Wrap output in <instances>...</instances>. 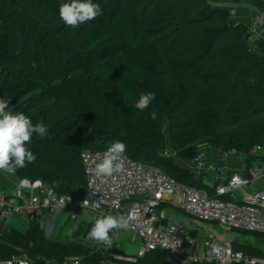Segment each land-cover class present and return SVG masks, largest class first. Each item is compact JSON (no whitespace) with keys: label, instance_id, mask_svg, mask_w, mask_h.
<instances>
[{"label":"trees","instance_id":"1","mask_svg":"<svg viewBox=\"0 0 264 264\" xmlns=\"http://www.w3.org/2000/svg\"><path fill=\"white\" fill-rule=\"evenodd\" d=\"M60 2L0 0V98L48 128L46 137L31 138L36 159L14 171L18 178L82 198L81 152L119 140L129 158L205 188L202 175L166 152L191 159L206 146L246 156L253 145L264 148V41L231 24L227 9L208 0H96L102 14L71 27L59 17ZM144 92L154 99L140 112L132 105ZM28 218L24 233L0 236V261L112 260L103 247L46 238L35 215ZM92 224L82 222L76 234ZM236 231L255 245L234 249L262 254L264 233ZM167 256L157 249L129 264H166Z\"/></svg>","mask_w":264,"mask_h":264},{"label":"built area","instance_id":"2","mask_svg":"<svg viewBox=\"0 0 264 264\" xmlns=\"http://www.w3.org/2000/svg\"><path fill=\"white\" fill-rule=\"evenodd\" d=\"M106 149H86L80 154L86 184L82 198L58 195L39 179L18 178L13 192L4 193L0 189V216L31 217L40 209L57 214L68 207L72 208L70 219L76 218L77 209L84 208L92 213V223L102 215L124 218L131 215L134 219L128 220L126 229L114 230L111 246H115L119 231L125 230L140 240V249L135 257L112 251L109 254L112 260L134 263L139 257L160 249L168 253L166 264H264V255H250L234 249L232 241L220 239L214 230L218 227L264 233L263 147L253 145L249 149L251 159L242 174L229 173L227 176L224 168L218 169L204 160L200 148L190 159V171L202 175L214 170L221 179L205 188L179 182L158 167L133 160L125 153L119 158L123 165L120 172L110 177H97L92 166L103 157ZM258 183H261L260 189L248 190ZM164 204L179 207L184 212V220H168L159 209ZM188 220L196 221L201 237L185 227L184 222ZM110 260L105 264H111ZM70 261L74 263L77 258L72 257ZM0 264L32 263L25 255H13Z\"/></svg>","mask_w":264,"mask_h":264},{"label":"clouds","instance_id":"3","mask_svg":"<svg viewBox=\"0 0 264 264\" xmlns=\"http://www.w3.org/2000/svg\"><path fill=\"white\" fill-rule=\"evenodd\" d=\"M58 14L65 25L76 27L101 15L102 9L96 0H61ZM153 99L154 93L144 92L132 106L143 112ZM8 105V99L0 98V172L12 173L36 159L27 145L34 135L46 137L48 128L41 122L34 124L23 112L9 111ZM152 116L155 118L154 113ZM124 152L125 144L122 141L109 144L103 157L93 164V174L97 177H110L120 172L123 165L119 158ZM131 219H134L131 215L127 218L102 215L95 219L87 233V239L110 247L114 230L126 229L128 220Z\"/></svg>","mask_w":264,"mask_h":264},{"label":"crops","instance_id":"4","mask_svg":"<svg viewBox=\"0 0 264 264\" xmlns=\"http://www.w3.org/2000/svg\"><path fill=\"white\" fill-rule=\"evenodd\" d=\"M209 3L215 7L219 8H225L229 12V21L231 24H242L244 25L251 36V39H260L264 41V0H208ZM202 152L204 155V160L206 162H210L216 166V168H224L223 171H225L226 176L229 173H238L242 174L245 170V166H247L248 162L250 161L251 158L248 156L236 152V153H227L223 154L218 152L217 148L213 146H206L202 147ZM175 163L179 167H183L187 170H191L192 165L190 162V159H178L175 161ZM202 179L203 182L206 186L213 185L214 183L220 182L219 176L216 174L214 170H207L202 174ZM18 177L12 173L8 172H0V189L4 193H11L14 191L16 187ZM261 183H258L254 185L251 188H248V190H255V189H260ZM166 215V218L168 220H173V221H183L185 218L184 212L179 208L175 206L169 207L168 205L164 204L160 208ZM61 212V211H60ZM58 212L57 214H52L46 209H40L37 211L35 214L36 220L39 222V226L43 230V234L46 238L49 239H56L60 240L63 243L66 242H77L83 245H87L84 242V239L82 238V234H76L77 228L79 224L83 223H91L92 220L86 221L82 219L80 223H77L75 228L72 229L70 236H61L60 232L55 233L54 237H50V233H54L56 229V219L57 216L59 215ZM77 213V210H76ZM33 217V216H32ZM31 218V217H30ZM28 216H16V215H7V216H0V236L11 230L14 229L20 233H24L26 228L23 229V224H29ZM70 218L68 217V220ZM71 220V219H70ZM75 219H73L74 221ZM24 221V222H23ZM23 222V223H22ZM93 222V221H92ZM71 223V222H70ZM185 223V227L191 230L193 233L197 234L198 236H202V233L198 231L197 228V223L196 221L193 220H188ZM216 228V227H215ZM214 228V230H215ZM61 230V227L58 228ZM196 229V230H195ZM88 231H86L87 234ZM58 234V235H57ZM94 243H97L96 248H105L108 249L110 252L116 251L117 254H120L122 256H131L135 257L133 255H126L123 254L118 246H117V240L115 243V246H105L99 242L94 241ZM72 258L69 257L67 258L68 260ZM116 264H126L130 262H123V261H118L116 260ZM63 262H66L63 261ZM72 263L71 261L68 263ZM51 264H57L56 261H51Z\"/></svg>","mask_w":264,"mask_h":264},{"label":"rangeland","instance_id":"5","mask_svg":"<svg viewBox=\"0 0 264 264\" xmlns=\"http://www.w3.org/2000/svg\"><path fill=\"white\" fill-rule=\"evenodd\" d=\"M166 154L170 155V156L172 155L174 157V160L175 161L177 160V158L175 157V155L171 151L168 150L166 152ZM71 211H72V208L68 207L67 209H63L59 213V215L57 216V219H56V223H55L56 224L55 225L56 226L55 232L52 234L50 233V237H54L55 233H59V232H60L61 236H70L72 229H74L76 224L80 223V221L82 219H84L86 221H90L93 219V215L90 211L85 210L84 208H79V209H77V216H76L75 220L74 221H73V219L68 220L69 213ZM22 227H23V229H25V227H27V224L26 223L23 224ZM60 227H61V230L58 229ZM215 231L217 232L220 239L221 238H227V240L232 241L233 244H249L250 243V244L255 245V239H254V237H252V235L240 233L237 231L222 230V229H219L218 227L215 228ZM81 234H82V238L84 239L85 244H87L85 246L90 247V248H96L97 247V245H96L97 243H94V241L87 239L86 233H81ZM116 238H117V246L123 254L133 255V256L137 255V252L139 251L140 246H141V242L135 236L134 233L122 230V231H119ZM258 248L260 249L261 253L264 254V242L259 244ZM110 253L111 252H109V254ZM247 254H249V253H247ZM72 257H76V256H72ZM78 261L79 260H77L74 263L71 261L72 263H70V264H78ZM69 262H70V259L69 260L67 259L66 264H68ZM116 262H117L116 260H110L109 261V263H111V264H116Z\"/></svg>","mask_w":264,"mask_h":264}]
</instances>
